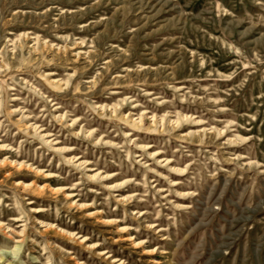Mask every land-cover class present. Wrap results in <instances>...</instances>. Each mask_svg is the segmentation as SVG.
Wrapping results in <instances>:
<instances>
[{
    "label": "rangeland",
    "instance_id": "1",
    "mask_svg": "<svg viewBox=\"0 0 264 264\" xmlns=\"http://www.w3.org/2000/svg\"><path fill=\"white\" fill-rule=\"evenodd\" d=\"M0 264H264V0H0Z\"/></svg>",
    "mask_w": 264,
    "mask_h": 264
}]
</instances>
